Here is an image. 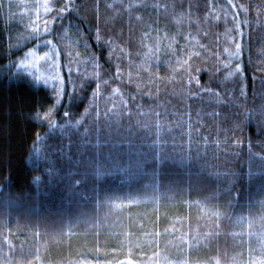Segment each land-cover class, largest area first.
I'll return each instance as SVG.
<instances>
[{
    "label": "trees",
    "instance_id": "1",
    "mask_svg": "<svg viewBox=\"0 0 264 264\" xmlns=\"http://www.w3.org/2000/svg\"><path fill=\"white\" fill-rule=\"evenodd\" d=\"M262 158L264 0H0V264H261Z\"/></svg>",
    "mask_w": 264,
    "mask_h": 264
},
{
    "label": "snow or ice",
    "instance_id": "2",
    "mask_svg": "<svg viewBox=\"0 0 264 264\" xmlns=\"http://www.w3.org/2000/svg\"><path fill=\"white\" fill-rule=\"evenodd\" d=\"M45 23H47V21ZM48 43L51 44V41H49ZM236 49H237V52L234 53L233 55H238L239 54V49H240V45L239 44L236 45ZM67 115H68V113L66 112L65 116H67ZM262 159H264V158H262ZM127 264H133V262L131 260H129L127 262ZM261 264H264V261H261Z\"/></svg>",
    "mask_w": 264,
    "mask_h": 264
},
{
    "label": "rangeland",
    "instance_id": "3",
    "mask_svg": "<svg viewBox=\"0 0 264 264\" xmlns=\"http://www.w3.org/2000/svg\"><path fill=\"white\" fill-rule=\"evenodd\" d=\"M33 10H34L35 13H38V12H39V9H38V8H34ZM38 50H39V48L37 47V48H36V52H37ZM52 52H56V51H54V49H52ZM34 53H35V52H34ZM34 53H33V56H35V54H36V53H35V54H34ZM51 55H52V54H51ZM31 59H32V60H30V62H33L34 60H33V58H32V54H31ZM34 63H36V62L34 61Z\"/></svg>",
    "mask_w": 264,
    "mask_h": 264
}]
</instances>
